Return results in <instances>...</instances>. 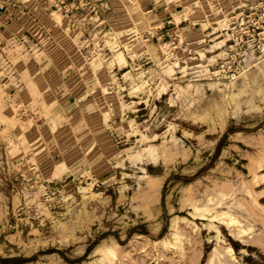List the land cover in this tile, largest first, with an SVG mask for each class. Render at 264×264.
<instances>
[{
  "label": "rangeland",
  "instance_id": "1",
  "mask_svg": "<svg viewBox=\"0 0 264 264\" xmlns=\"http://www.w3.org/2000/svg\"><path fill=\"white\" fill-rule=\"evenodd\" d=\"M258 204L264 0H0V264H264Z\"/></svg>",
  "mask_w": 264,
  "mask_h": 264
},
{
  "label": "bare ground",
  "instance_id": "2",
  "mask_svg": "<svg viewBox=\"0 0 264 264\" xmlns=\"http://www.w3.org/2000/svg\"><path fill=\"white\" fill-rule=\"evenodd\" d=\"M224 197V196H223ZM259 206H261L262 208H264V206L258 204ZM198 210V209H197ZM228 216V215H227ZM226 217V215H225ZM224 218V214H217L213 216V219H223ZM229 220L226 221L227 222V226L229 227V229H233L231 231L232 234H234L235 236H237L238 238H240V240L244 243H248L247 240L244 239L243 236H248L249 239L252 238L253 234H250L248 232V230L245 228V225L242 223V221L240 220V218L238 217H234L232 215L228 216ZM172 230H173V235L176 239L179 238L180 236V232L181 231V224L179 221L175 220L173 225H172ZM235 231V232H233ZM168 241V240H166ZM166 241H162L164 244L166 243ZM103 249V248H102ZM101 249V251H102ZM221 249H215L213 258L218 257V258H230V260L232 261H236V257L234 255V250L232 247L227 246L226 248H224V250L220 251ZM100 251V250H99ZM106 252V251H105ZM97 253V252H95ZM108 253L110 255V257L115 258L116 257V252L113 249H108Z\"/></svg>",
  "mask_w": 264,
  "mask_h": 264
}]
</instances>
